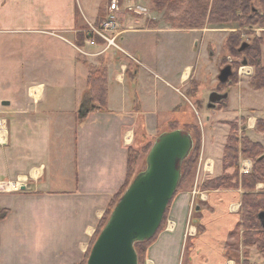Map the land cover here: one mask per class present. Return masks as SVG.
Here are the masks:
<instances>
[{
    "label": "crops",
    "instance_id": "0c3cea01",
    "mask_svg": "<svg viewBox=\"0 0 264 264\" xmlns=\"http://www.w3.org/2000/svg\"><path fill=\"white\" fill-rule=\"evenodd\" d=\"M122 1L123 6L134 3ZM103 2L0 0V85L4 90L18 86L14 98L0 97V119H7L0 179L19 184L0 191V209L8 211L0 219V264L81 262L126 181L128 148L141 151L171 129V122L179 127L180 113L193 107L198 90L191 45L204 46L196 34L202 29H153L145 17L119 7L124 52L100 53L99 45L85 43L84 30L96 22ZM99 66L106 69V108L79 121L76 111L90 69ZM233 85L259 89L241 80ZM218 110L206 116L201 130L200 152L214 163L212 177L222 174L230 122L236 121L231 113L218 116ZM258 119L247 115L239 131L264 148ZM244 160L252 168L253 161L241 156L239 166ZM261 186L256 192L263 191ZM203 191L202 200L192 191L175 194L167 210L173 230L157 234L146 249V264H243L245 249L249 264H264V252L243 243V190Z\"/></svg>",
    "mask_w": 264,
    "mask_h": 264
},
{
    "label": "trees",
    "instance_id": "16d2710c",
    "mask_svg": "<svg viewBox=\"0 0 264 264\" xmlns=\"http://www.w3.org/2000/svg\"><path fill=\"white\" fill-rule=\"evenodd\" d=\"M109 0L108 2H110ZM119 3L122 0H118ZM158 8L165 9V19L176 25L178 28H201L208 22L215 23H232L236 22L235 12L238 8L244 7L248 0H152ZM210 7V10L208 9ZM96 18V24L101 23L107 13L108 8L99 10ZM84 35H81V39ZM239 49V48H238ZM237 49V50H238ZM250 55V54H249ZM256 56L255 54L253 57ZM254 63L255 71L251 86L254 88L264 87V65L260 62V57L257 56ZM195 92L192 90L191 93ZM226 100L221 102L224 104ZM107 103V77L106 69L103 66L92 67L87 78V88L84 91L79 107L76 111V118L82 121L86 118L87 114L91 111L104 110ZM226 105V104H225ZM171 129L176 128V124L171 122ZM188 130L193 129L196 135L201 134V130L193 124H187ZM256 129L263 133L264 136V119H258L256 122ZM201 137V136H200ZM196 141L195 147L189 156L182 162L181 179L191 174L192 170L196 167L200 156V140ZM201 139V138H200ZM151 141H149L144 148H149ZM138 153V149L130 146L128 148V169L126 181L123 184L119 192L111 200L106 212L101 219L98 228L104 225L105 217L108 212L113 209L114 205L120 198L123 191L128 186L129 182L134 176V162ZM248 158L253 161L251 171L247 174H239V157ZM222 167L227 169L233 167L232 173L222 172L221 175L211 177L203 180L200 188L202 190L209 189H237L241 188L244 193L242 195L241 203V219L244 230L246 231L243 238L245 246L255 244L257 248L264 252V227L261 225L258 214L264 211V189L261 192H256V185L259 182L264 184V151L263 146L259 142L250 140L247 136L239 138L237 135V124L230 123L229 133L225 142L223 155H222ZM179 182V184H180ZM179 186V185H178ZM177 192H179V187ZM176 192V193H177ZM175 193V194H176ZM169 207V206H168ZM168 210V208H167ZM166 210V213H167ZM7 209H0V219L7 215ZM166 213L162 224L156 234L145 241L136 242L134 247L139 257V264H144L146 249L150 243L156 238L158 232L162 229ZM97 232V231H96ZM96 235V233H95ZM93 236L88 249L93 243ZM87 249V251H88ZM86 251L84 259L77 264H84L86 262L88 252ZM244 262L243 264H249L248 262V249L244 250Z\"/></svg>",
    "mask_w": 264,
    "mask_h": 264
},
{
    "label": "rangeland",
    "instance_id": "374dc122",
    "mask_svg": "<svg viewBox=\"0 0 264 264\" xmlns=\"http://www.w3.org/2000/svg\"><path fill=\"white\" fill-rule=\"evenodd\" d=\"M108 1L109 0H104L103 5L100 6L99 10H103V9L107 10L108 4L110 3ZM133 1L134 3L138 5H135L134 3H129V5L127 4L123 6V1L120 2V7L121 9L123 8L122 10L124 13H131L133 15H136L137 18L139 16H142L143 18L145 17L147 20L146 23L149 25L147 26L148 27L152 26L153 29L157 27H165V26L178 28L176 25H173L171 22L165 19L166 18L165 14H167V12L165 13V9L158 8L155 5V3H153L152 0H133ZM141 6L144 7L145 10L140 9ZM208 9L210 10V7ZM238 27L239 25L236 22L210 23L207 21V23L204 24L203 27H201L202 30L196 33L200 39V42H202L204 46H201V47L195 46L194 42H192L191 49L193 50V53L195 52V55H196L194 56L192 65H195L193 66L195 68L194 76L197 81L196 86H197L198 91H197L195 98L192 100L193 107H190L189 105H187L189 108V111L180 113L181 118L179 116L180 118L179 124H178L179 127L176 126V128H180L182 130H185L191 133L193 140H194L193 149L195 147L198 137H200L201 134L196 135L193 129L188 130L187 124L193 123L199 128V130L203 129V126L206 125L205 123L207 121L206 116L207 115L210 116V114L213 115L212 113L213 109L208 108L207 103H208L209 94L214 90L219 91V92H226V91L228 92V97H227L228 99L225 101V103L223 104L222 102H219L216 105L217 107L215 108H219V110L216 111V113L218 116L222 114L231 113L229 114L230 117L232 116L231 118L236 121H231L230 123L237 124V135L239 136V138L244 136V134L241 133L239 129L243 128V126H246V123L244 120H246L247 115L254 114L258 116L259 118H264V87L261 89L259 88L258 90L255 91L253 88L251 90L249 88L245 89V88H241V86L239 87V86L233 85L236 81H240V80L250 85V81L252 80L254 76V71H255L254 63L257 60L256 59L257 56L260 57V62L262 65H264V26L256 25L253 27L254 28L253 30L239 29ZM214 29H217V30H214ZM128 35L129 33L126 34L125 36H128ZM243 42H246L248 45L243 51L239 52L237 49L242 45ZM254 54L256 56L253 57ZM243 58L247 59L248 61V65L245 64L244 66H252V69L250 68L251 73L250 72L248 73L240 72V70H242V67H243V65L241 64V61L243 60ZM228 63H230L232 66L233 76L230 78L228 82L220 83L217 80L218 71L220 68H222L225 64H228ZM246 70H249V69H246ZM4 88H5L4 86L0 85L1 99H2L1 94L6 95V97L7 95H9L10 97L14 98L18 92V86L12 85V86H9L8 89L6 90H4ZM225 104L226 106H228L229 109L226 110L224 108L226 107ZM235 114L236 115L243 114L244 116L237 117V116H234ZM170 118L171 117L169 116V119ZM171 119H175V116L173 115ZM4 121L7 124V119L5 117L4 119H0V124L2 123L1 126H3V124L5 125ZM209 124H216V122L211 121ZM224 129L227 130L228 128L225 127ZM207 134L209 135L207 136ZM207 134H206L207 139L212 138V133H210L209 130L207 131ZM200 138L199 140H200V145H201L202 136ZM153 140L151 141L150 146ZM148 149L149 148H144L141 151H138L135 162H134V168H133L134 173H136L137 171L141 170L144 167V159H145ZM263 151H264V148H263ZM200 156H201V152H200ZM202 157H204L203 154H202ZM198 163H199V160L197 162L196 167L192 170L191 174H189L186 177H183L178 187H179V192L184 191V190L188 192L192 191L191 193L193 194L194 198H198L199 200H202V195L203 196L206 195L205 192H196V193L193 192V190H195L194 185H195V180H196V169L199 167ZM238 169H239V165H238ZM224 170L225 169H223V171ZM233 170L234 168L230 167L229 171H224V172L232 173ZM181 173H182V169H181ZM239 174H241L240 171H239ZM211 177L212 176L209 175V176H206L205 179L211 178ZM200 179L202 178L200 177L198 180L199 181L198 189L200 191H203L200 188L203 181L200 182ZM259 183H262V182H259ZM178 187H177V190H178ZM261 189H264L263 183H262ZM110 212L111 210L108 212L107 216L105 217L104 224ZM169 221H172V220L168 218V214L166 213L165 222L160 231L162 230L168 231ZM102 227L103 226H101L100 228L98 227L96 228L97 232L95 231L96 235L94 234L95 235L94 240L97 237L100 230L102 229ZM191 227H193L192 224L187 226L188 231H190ZM193 231H195L194 228H193ZM88 251H90V249H88ZM138 260H139V257H138ZM144 264H146V258L144 260Z\"/></svg>",
    "mask_w": 264,
    "mask_h": 264
},
{
    "label": "water",
    "instance_id": "95a60500",
    "mask_svg": "<svg viewBox=\"0 0 264 264\" xmlns=\"http://www.w3.org/2000/svg\"><path fill=\"white\" fill-rule=\"evenodd\" d=\"M243 42L238 51L247 47ZM242 65H247L243 58ZM233 76L230 63L219 69L217 80L226 83ZM228 92L212 91L207 107L214 109ZM8 102L4 103L7 104ZM194 140L188 131H162L149 147L144 167L137 171L111 210L95 238L85 264H139L135 243L152 238L163 222L181 179L182 162ZM264 227V211L258 214Z\"/></svg>",
    "mask_w": 264,
    "mask_h": 264
},
{
    "label": "built area",
    "instance_id": "2783aa9c",
    "mask_svg": "<svg viewBox=\"0 0 264 264\" xmlns=\"http://www.w3.org/2000/svg\"><path fill=\"white\" fill-rule=\"evenodd\" d=\"M119 1L118 0H111L108 4V13L105 17V19L99 23H89L88 27L84 30L86 34L85 43L91 44V45H99L101 47V52L104 53L108 50H117L119 52H124L122 45H121V36L124 33V28L121 27V24L117 18V11L119 9ZM82 52V51H81ZM84 53V52H83ZM85 54V53H84ZM251 66H243L242 70L240 72H250ZM249 69V70H246ZM4 141V134H3V128L0 127V142ZM130 141L129 137H125V142ZM249 160V159H248ZM249 161H242L239 166V171L241 174H247L251 171V167L249 166ZM198 168L196 169V180L193 190L194 193L196 192H204L200 191L199 188V178L200 182L203 181V179L206 176L213 174L214 169V163L209 158H203L200 156ZM13 184V189H16L19 187L18 182L15 181H5L0 179V191L8 189L7 187ZM17 186V187H16ZM5 187V188H4ZM11 188V187H10ZM205 196V195H204ZM202 195V198H204ZM173 222L169 221V229L173 230ZM193 227L190 228L189 234L192 235Z\"/></svg>",
    "mask_w": 264,
    "mask_h": 264
},
{
    "label": "flooded vegetation",
    "instance_id": "af4514ba",
    "mask_svg": "<svg viewBox=\"0 0 264 264\" xmlns=\"http://www.w3.org/2000/svg\"><path fill=\"white\" fill-rule=\"evenodd\" d=\"M235 17L239 29L253 30L256 25L264 26V0H248L242 9H237Z\"/></svg>",
    "mask_w": 264,
    "mask_h": 264
},
{
    "label": "bare ground",
    "instance_id": "6f19581e",
    "mask_svg": "<svg viewBox=\"0 0 264 264\" xmlns=\"http://www.w3.org/2000/svg\"><path fill=\"white\" fill-rule=\"evenodd\" d=\"M0 127L4 129V127H3V126H1V125H0ZM10 187L12 188V187H13V184H12V185H10V186H8L7 188H10ZM4 188H5V187H4ZM11 188H10V189H11Z\"/></svg>",
    "mask_w": 264,
    "mask_h": 264
}]
</instances>
